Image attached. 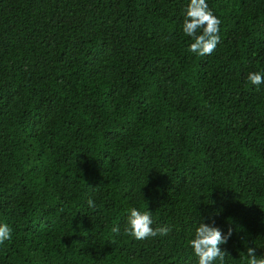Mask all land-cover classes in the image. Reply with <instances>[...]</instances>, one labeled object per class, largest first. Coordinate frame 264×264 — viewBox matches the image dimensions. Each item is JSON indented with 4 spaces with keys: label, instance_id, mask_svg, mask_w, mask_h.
<instances>
[{
    "label": "trees",
    "instance_id": "16d2710c",
    "mask_svg": "<svg viewBox=\"0 0 264 264\" xmlns=\"http://www.w3.org/2000/svg\"><path fill=\"white\" fill-rule=\"evenodd\" d=\"M206 2L199 56L190 0H0V264H198L200 222L264 257V0Z\"/></svg>",
    "mask_w": 264,
    "mask_h": 264
},
{
    "label": "clouds",
    "instance_id": "9594fccd",
    "mask_svg": "<svg viewBox=\"0 0 264 264\" xmlns=\"http://www.w3.org/2000/svg\"><path fill=\"white\" fill-rule=\"evenodd\" d=\"M220 25L221 20L216 17L209 8L206 0H190L185 9L183 20V32L194 41L190 44L189 50L199 56L211 55L220 42ZM247 80L259 86L264 84V74L259 72H250ZM90 208L95 207V202L90 198L88 201ZM151 212H140L132 208L128 217L125 234L134 237L136 240H148L158 235L166 236L171 232L167 226H153ZM112 232L119 234V227H113ZM233 230L229 228L227 235L215 226V223L208 224L200 222L195 230V238L189 243L198 257V264H214L219 260L223 264L225 256L229 255L226 250L221 249V245L227 244L231 238ZM12 238V229L7 224H0V245ZM248 264H264V257L258 258L255 247H247Z\"/></svg>",
    "mask_w": 264,
    "mask_h": 264
}]
</instances>
